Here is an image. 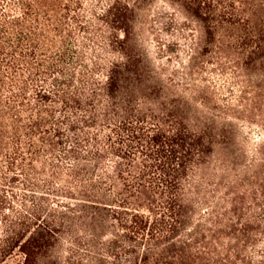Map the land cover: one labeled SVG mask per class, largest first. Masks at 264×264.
Listing matches in <instances>:
<instances>
[{
	"label": "trees",
	"instance_id": "trees-1",
	"mask_svg": "<svg viewBox=\"0 0 264 264\" xmlns=\"http://www.w3.org/2000/svg\"><path fill=\"white\" fill-rule=\"evenodd\" d=\"M160 3L197 26L178 67ZM229 70L264 75V0H0V264H264V146L217 157L236 138L179 93Z\"/></svg>",
	"mask_w": 264,
	"mask_h": 264
},
{
	"label": "rangeland",
	"instance_id": "rangeland-1",
	"mask_svg": "<svg viewBox=\"0 0 264 264\" xmlns=\"http://www.w3.org/2000/svg\"><path fill=\"white\" fill-rule=\"evenodd\" d=\"M170 18L177 19L174 28L171 25H166V22L171 23ZM151 20H157L158 22L153 27V34L147 33L146 39L148 41L147 43H149L147 47L151 50V54L156 60V63L165 65L164 67L166 68H171L172 66L168 65L169 58L173 61L172 64L177 67L179 65L178 61H188V53L192 43L191 34L193 35L190 29H196V24L190 20H186L183 15H179L177 12L175 13L173 9H170L163 3H160L159 6L149 14V21L145 20L146 23H143L142 29H150ZM178 28L184 30L183 33L186 38L182 37ZM153 38H155L156 42L152 41ZM158 41L163 44L171 45L173 52L160 53V55H158ZM163 50L166 51V48H163ZM199 61L201 62V59H199ZM209 69L217 70L218 67L210 65ZM196 78L201 79L200 76ZM205 79L209 82H206L204 85L209 86V89L203 94L200 92L197 93L195 99L190 93H186L183 89H181L179 93L190 101L194 110L196 109L198 110L197 112H200V116H202V114L207 115L210 122H216L219 126L226 123L233 137L236 138V145H233L227 152L219 150L217 157L222 158L224 154L234 150L236 154L238 153L240 155L239 161L242 166L254 163L259 158L256 148L258 145L264 146V118L260 116L262 108L264 109V105L259 102L257 109L250 107V103L252 105L253 102L249 99H252L254 95L246 92L253 91L255 93V91H259L258 87L264 89V75L256 74L254 71L251 72V74L249 72V76L238 78V81H244L241 82L242 86L236 84V80L233 79L230 70L227 71L225 75L219 72L205 73ZM248 81H251L254 86L253 88H249L250 90L248 87L245 88ZM197 85L202 87L203 82H197ZM203 96L208 98L207 105H209V108L201 104ZM249 110H252V112ZM249 173L253 174L252 172ZM223 177L224 176H222V178ZM57 255L59 260L65 263L66 256H68L67 245L62 246L58 250ZM21 259L22 257L19 256L11 257L4 264H20Z\"/></svg>",
	"mask_w": 264,
	"mask_h": 264
}]
</instances>
